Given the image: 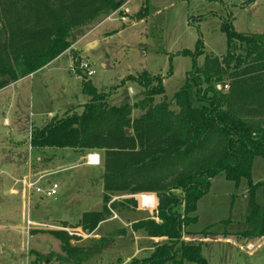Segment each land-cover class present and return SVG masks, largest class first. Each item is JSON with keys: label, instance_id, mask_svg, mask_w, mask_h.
I'll return each mask as SVG.
<instances>
[{"label": "rangeland", "instance_id": "1", "mask_svg": "<svg viewBox=\"0 0 264 264\" xmlns=\"http://www.w3.org/2000/svg\"><path fill=\"white\" fill-rule=\"evenodd\" d=\"M248 1L128 0L100 24L75 33L59 60L0 90V264H60L66 256L54 232L65 233L71 247L83 250L81 264L145 260L167 242L133 228L140 221L161 224L155 194H151L156 199L151 212L140 209L137 195L135 206L124 202L126 197L114 198L111 203L116 201L117 207L107 208L103 223L91 233L83 230L81 216L102 210L103 152L84 151L101 158L100 166L88 167L85 158L81 160L71 149H31L30 134L67 113L82 112L89 101L82 91V77L98 92L108 94L109 107L133 106L143 99L141 88L126 81L143 72L163 79L164 95L155 103L163 98L170 101L186 84L194 64L202 68L206 58L225 56L224 21L230 20L241 34L264 32V0ZM199 47L203 53L196 59L181 55L183 51L194 54ZM81 64L89 66L92 77ZM141 114L135 109L131 119ZM49 168L48 176L39 175ZM251 181L259 184L254 197L259 213L254 222H247V181L235 186L222 175L211 180L196 211L186 215L197 220L183 228L181 241L200 245V256L207 264H264V169L259 157L253 161ZM33 182L36 185L29 189ZM47 183L58 185L57 195L44 196ZM255 228L263 236L248 235Z\"/></svg>", "mask_w": 264, "mask_h": 264}, {"label": "trees", "instance_id": "2", "mask_svg": "<svg viewBox=\"0 0 264 264\" xmlns=\"http://www.w3.org/2000/svg\"><path fill=\"white\" fill-rule=\"evenodd\" d=\"M127 1L0 0V90L55 61L70 48L75 33L100 24ZM142 13L146 16V8ZM221 31L225 56L206 58L202 68L194 64L186 84L170 101L155 103L164 95L163 79L143 72L126 79L141 88L143 99L133 106L109 107L108 94L82 77V91L89 97L82 112L67 113L30 134L32 149L103 152L102 210L84 213L79 222L89 233L109 215L107 208L117 207L116 201L111 203L114 198L126 197L124 202L135 206L136 195L149 194L155 204L151 194L156 195L161 224L140 221L133 228L167 242L155 247L148 259L128 264H207L200 245L181 240L183 228L197 220L186 215L196 211L217 175L235 186L246 180L247 222H254L259 213L254 198L259 184L252 183L251 171L256 157L264 169V32L238 33L230 20L222 23ZM199 49L181 55L196 59L203 53ZM135 109L142 114L131 119ZM260 232L255 228L247 233L263 236ZM53 235L61 240L66 256L60 264H81L83 250L71 247L65 233Z\"/></svg>", "mask_w": 264, "mask_h": 264}, {"label": "built area", "instance_id": "3", "mask_svg": "<svg viewBox=\"0 0 264 264\" xmlns=\"http://www.w3.org/2000/svg\"><path fill=\"white\" fill-rule=\"evenodd\" d=\"M81 65H82V70H84L86 75L88 77H92L93 72L90 70L89 66L87 64H81ZM217 90H219V91L227 90V86H223V87L217 86ZM100 162H101V158L96 153H89L85 157V164L88 166L98 167V166H100ZM48 175H45V176H48ZM35 185H36V182L29 183L28 187H29V189H32V188H34ZM57 190H58L57 184L48 183V189L43 194L45 197H53V196L57 195ZM35 192L41 193L40 189H38V188H35ZM137 197H138L139 207L141 210H143L145 212H147V211L151 212L152 210H154L155 202L153 199H151V196H149V194H141V195H137Z\"/></svg>", "mask_w": 264, "mask_h": 264}, {"label": "crops", "instance_id": "4", "mask_svg": "<svg viewBox=\"0 0 264 264\" xmlns=\"http://www.w3.org/2000/svg\"><path fill=\"white\" fill-rule=\"evenodd\" d=\"M96 44H98L97 42H95ZM60 59V58H59ZM59 59H57V60H59ZM30 145V144H29ZM31 148V147H30ZM32 149V148H31ZM35 150H38V149H35ZM45 150V149H44ZM73 152L77 155H80L81 157H82V159L81 160H83L85 157H86V155L88 154H86L84 151H79V150H73ZM91 153V152H90ZM85 161V160H84ZM51 164H52V161L51 162H49V167H51ZM88 166V165H87ZM43 167V166H42ZM89 167V166H88ZM92 167V166H91ZM49 171H51L50 170V168L48 169V170H42V171H39L38 173H39V175H42V176H44V175H46L47 173H45V172H49ZM62 171V170H61ZM32 172H34V170H32ZM34 173H36V172H34ZM33 173V174H34ZM55 172H51V175L52 174H54ZM50 175V176H51ZM32 177V176H31ZM48 184V183H47ZM82 217V216H81ZM81 219V218H80ZM103 223V222H102ZM101 223V224H102ZM67 224L64 222V227H67L66 226Z\"/></svg>", "mask_w": 264, "mask_h": 264}, {"label": "water", "instance_id": "5", "mask_svg": "<svg viewBox=\"0 0 264 264\" xmlns=\"http://www.w3.org/2000/svg\"><path fill=\"white\" fill-rule=\"evenodd\" d=\"M8 79L7 78H4L3 79V82L7 81ZM126 134H128V131H126Z\"/></svg>", "mask_w": 264, "mask_h": 264}]
</instances>
